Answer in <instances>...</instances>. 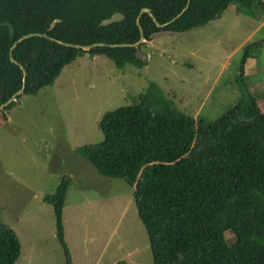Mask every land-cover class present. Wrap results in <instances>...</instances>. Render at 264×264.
I'll list each match as a JSON object with an SVG mask.
<instances>
[{"label":"trees","instance_id":"1","mask_svg":"<svg viewBox=\"0 0 264 264\" xmlns=\"http://www.w3.org/2000/svg\"><path fill=\"white\" fill-rule=\"evenodd\" d=\"M188 0H0V105L22 86L24 92L5 110L0 120L23 95H35L52 85L64 66L79 56L105 55L117 68L145 60L139 48L97 46L88 51L64 46L48 37L23 35L46 33L60 41L89 45L135 43L140 25L145 41L162 31L183 32L205 26L229 4L238 14L252 15L264 0H191L188 10L174 23ZM123 18L107 25L100 22L114 13ZM60 19L49 28L53 19ZM142 43V45L144 44ZM244 47L238 80H244L243 60L252 46ZM130 105L107 110L98 126L103 140L79 146L77 151L97 172L122 179L132 187V199L149 240L153 264H264V113L258 103L243 94L238 103L210 122L197 124L156 84L137 94ZM2 117V118H1ZM68 177L61 179L53 195L44 197L52 206L56 235L65 264H74L63 238L62 210ZM231 230L228 243L224 232ZM21 250L15 230L0 221V264H14ZM116 264H126L124 260Z\"/></svg>","mask_w":264,"mask_h":264},{"label":"rangeland","instance_id":"2","mask_svg":"<svg viewBox=\"0 0 264 264\" xmlns=\"http://www.w3.org/2000/svg\"><path fill=\"white\" fill-rule=\"evenodd\" d=\"M257 41L263 44L250 48L239 81L244 47ZM138 55L146 62L141 68H117L105 55L79 56L0 120V221L15 225L20 236L14 264H65L53 208L44 201L65 176L62 232L73 263L153 264L132 187L100 175L77 151L103 140L104 112L135 103L150 84L197 124L213 121L243 94L264 113V7L244 15L229 4L205 26L154 34ZM224 235L233 241L231 230Z\"/></svg>","mask_w":264,"mask_h":264},{"label":"water","instance_id":"3","mask_svg":"<svg viewBox=\"0 0 264 264\" xmlns=\"http://www.w3.org/2000/svg\"><path fill=\"white\" fill-rule=\"evenodd\" d=\"M190 2L191 0H188V3L187 5L182 9V11L177 14L175 17H173L171 20H169L168 22H165V23H160V22H157L156 18L153 16L151 10L147 7L143 8L142 11L140 12V14L138 15V18H137V23L140 25V20H141V16L144 14V13H148L153 21L155 22L156 26L158 27H161V28H164L172 23H174L178 18H180L189 8L190 6ZM123 18V15L116 12L114 13L113 15H111L109 18H106L104 20H102L100 22L101 25H107L109 23H112L114 21H118V20H121ZM60 19L56 18V19H53V21L50 23L49 25V28L48 29H51L54 27L55 23L56 22H59ZM2 26H8L10 28V32L11 34L13 35L14 34V26L12 23L10 22H2L0 23V27ZM140 32H141V38L139 41L135 42V43H119V44H106V43H103V42H95V43H92V44H89V45H80V44H76V43H70V42H65V41H60V40H57L53 37H50L48 36L46 33H39V32H36V33H29V34H26V35H23L21 36L20 38H18V40L12 45L11 47V50H10V58L12 61H14L15 63H17V61L14 59L13 57V50L14 48L16 47L17 43L28 38V37H31V36H42V37H48L50 38L51 40H54L56 41L57 43L61 44V45H64V46H69V47H75L77 49H83L85 51H88L90 50L91 48L93 47H97V46H109V47H135V48H139V46L145 41V38L143 36V27L140 25ZM19 66L22 68L23 70V75H22V86L21 88L16 91L7 101H5L4 103H2L0 105V112L5 110L12 102L16 101L17 99V96L22 94L24 92V88H25V80H26V70H25V67L21 64H19Z\"/></svg>","mask_w":264,"mask_h":264},{"label":"crops","instance_id":"4","mask_svg":"<svg viewBox=\"0 0 264 264\" xmlns=\"http://www.w3.org/2000/svg\"><path fill=\"white\" fill-rule=\"evenodd\" d=\"M262 111V110H261ZM4 221V220H3ZM5 222H7V221H5ZM14 230H15V232L17 233V236H18V238H19V240H20V236H19V233H18V231H17V228H16V226L15 225H13V224H11V223H8ZM20 242H21V240H20ZM21 244V243H20ZM124 261H125V263L127 264V262H126V260L124 259ZM118 262V260H116V261H113V262H111L110 264H116ZM96 264H98V263H96Z\"/></svg>","mask_w":264,"mask_h":264}]
</instances>
